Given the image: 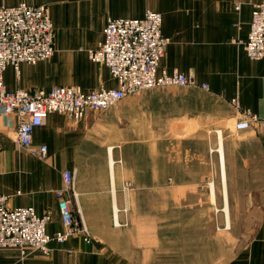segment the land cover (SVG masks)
Listing matches in <instances>:
<instances>
[{"label": "crops", "instance_id": "crops-1", "mask_svg": "<svg viewBox=\"0 0 264 264\" xmlns=\"http://www.w3.org/2000/svg\"><path fill=\"white\" fill-rule=\"evenodd\" d=\"M261 1L0 0V6L48 5L55 30L51 57L23 63L19 73L6 67L8 90L116 87L109 68L89 51L103 40L109 17L140 18L147 10L162 14V32L170 39L159 71H180L198 84L148 89L106 109H89L79 122L50 113L33 133L34 147L47 146L44 157L13 140L15 114L0 115V193L9 195L8 206L51 212L47 232L63 231L56 192L64 171H73L78 196L71 204L91 234L89 241L83 234L52 239L49 256L0 248V264H162V231L209 224L219 208L226 211L223 222L229 214L254 225L229 264H264V58L251 59L244 46L254 4ZM243 111L256 120L238 135L214 138L220 184L204 186L215 174L192 161L209 159L206 129L237 121ZM125 180L135 187L125 188Z\"/></svg>", "mask_w": 264, "mask_h": 264}, {"label": "built area", "instance_id": "built-area-1", "mask_svg": "<svg viewBox=\"0 0 264 264\" xmlns=\"http://www.w3.org/2000/svg\"><path fill=\"white\" fill-rule=\"evenodd\" d=\"M54 37L48 5L0 6V115H16L13 140L36 156L44 157L47 146H33L34 129L50 113L65 114L79 122L89 109H106L148 89L164 85L198 86L192 76L182 72L159 71L170 39L162 32V14L147 10L140 18L109 17L103 40L89 51L93 61L109 68L118 82L116 87L102 85L89 92L78 85L57 86L49 91L8 90L3 76L6 67L11 65L19 73L23 63L48 59L55 51ZM244 44L252 59L264 58V1L254 4L250 32ZM201 87L207 85L203 83ZM250 124L245 120L241 126ZM63 179L64 186L56 193L65 228L54 234L47 232L51 212L39 215L32 206L9 207V195L0 193V248H17L22 253L29 248L49 256L52 239L64 241L70 235L83 234L90 240L83 217L75 216L71 204V197L78 196L74 172L65 170Z\"/></svg>", "mask_w": 264, "mask_h": 264}, {"label": "rangeland", "instance_id": "rangeland-1", "mask_svg": "<svg viewBox=\"0 0 264 264\" xmlns=\"http://www.w3.org/2000/svg\"><path fill=\"white\" fill-rule=\"evenodd\" d=\"M188 87L195 88L197 85H164L157 88L177 89ZM240 114L241 116L237 121L226 120L221 122L223 124L222 127H218V124H212L206 129L207 135L211 137L210 144L208 146L204 144V148L209 147V159L204 161H192V164L198 162L199 166L197 167L199 169H209L210 174H215V177L210 176L204 186L209 184H211V186H213V184H220V182H218L219 177L217 176V170L221 167L222 162L221 159H219L217 141L214 140V138L216 136L223 137V135H225V137H229V135H238L240 131L247 130L250 126L242 128L241 125L245 120H249L250 123L256 120L255 116L249 111H243ZM180 147L181 145H179V149ZM179 151L185 152V149L182 148ZM193 169L194 167L191 168V170ZM124 185L127 189L135 187V183L131 180H125ZM216 188V198L221 200L222 192L218 191L220 186L219 188L216 186ZM199 190L201 191V186ZM193 195L198 199L204 197L201 195V192H195ZM163 198L169 199V193L165 194ZM222 209L223 208L217 209L220 216L216 217L214 220L211 219L209 224L207 221L198 222L199 224L197 222L189 224L182 223L179 224V231L177 234L172 230L162 231V247L160 252L162 264H229L233 259L237 258L236 255L240 248L246 245L250 239L252 227L254 225L248 223L247 217L244 218V222L237 223L235 222L237 219H233L229 214L227 216L229 222L227 221V217L223 222L226 211Z\"/></svg>", "mask_w": 264, "mask_h": 264}]
</instances>
